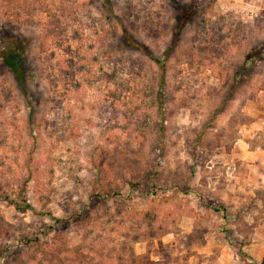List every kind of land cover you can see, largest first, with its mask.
<instances>
[{"label": "rangeland", "instance_id": "374dc122", "mask_svg": "<svg viewBox=\"0 0 264 264\" xmlns=\"http://www.w3.org/2000/svg\"><path fill=\"white\" fill-rule=\"evenodd\" d=\"M0 264H264V0H0Z\"/></svg>", "mask_w": 264, "mask_h": 264}, {"label": "trees", "instance_id": "16d2710c", "mask_svg": "<svg viewBox=\"0 0 264 264\" xmlns=\"http://www.w3.org/2000/svg\"><path fill=\"white\" fill-rule=\"evenodd\" d=\"M180 31H182V26H178L177 28H175L174 33H173L174 38L172 39L173 41H171V43L166 46L163 54L161 55V58H156L154 56H150L151 59L158 66V69H159V86L161 88H163V84H164V71H165L164 67H163V61H165V59H167V57L170 56V54L174 50V48H176L177 40H179V38H180V36H179ZM174 41H176V42H174ZM135 45H136V42L132 41L131 46L135 47ZM12 55L14 56L12 58H16V57H18V52H15L13 49ZM260 57L261 56L258 55L257 52H252L250 60L249 59L245 60V62L241 66H239L235 69L232 82L229 86L226 97L223 100L224 104L227 103L233 97V95L236 93V91L238 90V88L241 86V84L243 82L249 80L252 77L253 71H254V69H253L254 64L256 61H258L260 59ZM11 68H12L11 71L15 72L19 81L22 82V79L24 80V78L21 75L25 74V72L22 68V65L17 66V67L13 66ZM160 98H161V94H159V100H160ZM23 203H24L23 206H19L18 204H14L15 209H17L18 211L31 210V206L27 200H23Z\"/></svg>", "mask_w": 264, "mask_h": 264}, {"label": "crops", "instance_id": "0c3cea01", "mask_svg": "<svg viewBox=\"0 0 264 264\" xmlns=\"http://www.w3.org/2000/svg\"><path fill=\"white\" fill-rule=\"evenodd\" d=\"M259 162V161H258ZM237 163V162H236ZM236 163H234L235 165H236ZM256 162L255 161H252V160H249V159H246L245 160V162H241L240 164L241 165H244L245 167H246V170L244 169V171H245V174H246V180H245V183H244V185H242V184H240V181L238 182V183H236L235 185H233L232 187H233V189H235V194H237L238 196L241 194V190H246V189H248V187H250L249 185H250V183L251 182H253V176H252V178H249L248 179V176L249 175H247V171H248V168L250 169L249 171H250V173L249 174H251V175H253L252 174V172H255L254 170H253V166H254V164H255ZM259 163H261V161L259 162ZM236 169H234V168H232V172L234 173V171H235ZM258 174L259 173H257V172H255V176L257 175L258 176ZM251 188H252V186H251ZM240 197V196H239ZM243 210V209H242Z\"/></svg>", "mask_w": 264, "mask_h": 264}]
</instances>
